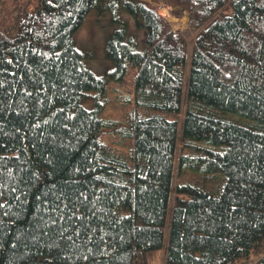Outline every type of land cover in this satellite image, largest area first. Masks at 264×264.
<instances>
[{
  "label": "trees",
  "instance_id": "1",
  "mask_svg": "<svg viewBox=\"0 0 264 264\" xmlns=\"http://www.w3.org/2000/svg\"><path fill=\"white\" fill-rule=\"evenodd\" d=\"M0 264H264V0H0Z\"/></svg>",
  "mask_w": 264,
  "mask_h": 264
},
{
  "label": "rangeland",
  "instance_id": "2",
  "mask_svg": "<svg viewBox=\"0 0 264 264\" xmlns=\"http://www.w3.org/2000/svg\"><path fill=\"white\" fill-rule=\"evenodd\" d=\"M134 1H139V0H134ZM155 7L157 8V11L169 21L172 30L174 31L183 30V19H175L174 17H172L167 6H163L162 4H156ZM97 20H98L99 28L94 24V20L92 16L86 19L82 24V26L80 27V29L77 31L76 37L85 47L88 53V57L90 58L91 63L94 65L92 66V68L90 67L92 71L98 76L105 77L108 76V73L112 70V66H110V62L108 58L106 60L103 54L106 37L107 34L111 31V26L107 24L106 17L104 16L99 17ZM190 38L191 37L187 38L188 42L190 41ZM109 81L113 82L112 77L111 79H109ZM114 82L116 83V81ZM117 87L118 86H116V88ZM121 89H125V88H121ZM114 93H117V91L114 90ZM119 95L120 94L114 95L113 100H117ZM113 103L116 102L109 101V103L105 106L103 115L106 117H111L116 119V116L111 113L117 114L119 112V109L117 107H112L110 109L111 113L108 111L109 106L112 105ZM116 104L118 105V103ZM120 105L122 106L121 103ZM120 105H118L119 108L123 110ZM116 137L118 140L120 139L118 136Z\"/></svg>",
  "mask_w": 264,
  "mask_h": 264
}]
</instances>
